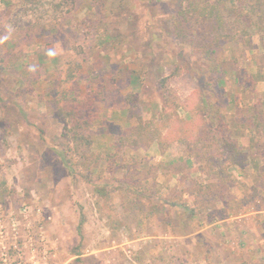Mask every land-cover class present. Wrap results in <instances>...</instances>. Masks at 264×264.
<instances>
[{
    "label": "rangeland",
    "instance_id": "obj_1",
    "mask_svg": "<svg viewBox=\"0 0 264 264\" xmlns=\"http://www.w3.org/2000/svg\"><path fill=\"white\" fill-rule=\"evenodd\" d=\"M60 1L45 0L29 15L19 0L0 9V264H252V249L222 244L218 233L212 246L204 232L184 236L226 217L227 210L215 209V192L222 201L242 190L247 203L264 207V126L250 127L264 115V80L257 75L264 76V31L248 29L257 47L243 54L235 40L228 42L227 57L236 63H219L241 76L240 85L223 72L227 89L218 92L229 100L223 116L241 148L237 165L222 157L224 138L202 148L197 112L212 81L201 79L214 63L174 39L167 11L177 2L81 0L79 8L65 3L57 11ZM255 11L264 18L262 6ZM26 20L66 31L56 44L45 35L28 44L19 27ZM8 56L13 66L3 69ZM181 59L190 69L177 68ZM187 110L196 113L189 136L182 131ZM179 174L185 180L175 188ZM173 234L182 238L167 237ZM256 254L254 264H264V245Z\"/></svg>",
    "mask_w": 264,
    "mask_h": 264
},
{
    "label": "trees",
    "instance_id": "obj_2",
    "mask_svg": "<svg viewBox=\"0 0 264 264\" xmlns=\"http://www.w3.org/2000/svg\"><path fill=\"white\" fill-rule=\"evenodd\" d=\"M22 1L25 5L23 8V11L25 12V15H29L30 13H38L40 11V8L45 6L46 2L45 0H19ZM171 2L178 3V6L176 8H173L172 10H168L167 14L172 16V35L174 34V39L179 42V44L183 46H189L192 50V54L195 55V57H202L206 58V60L213 61L214 63V70L209 73L207 78H204L205 76H202L201 80H210L212 81V87L209 89L210 95L202 93L201 94V108L200 114L197 112V116H201L203 118V127L201 130V138H203L202 148L205 150L212 149V143L219 142L221 143L224 138V145L226 146L223 148V151L227 152V156H222L225 158L232 157V161H234L235 164L239 165V160L237 159L238 152L241 150L239 147V143L237 140H234L233 135L230 134V130L228 129V126L225 124L224 119V106L228 107L229 100L227 98V101L225 102L226 98H220L218 92L220 91L222 94H224L223 89H227L224 85L226 84L227 78H225L224 74H230L233 77V80L237 84H242L240 82L241 76H235L234 78V71L235 69H232L231 71L225 68H220V62L225 60L226 58H230L232 61L235 62V59H232L231 57H227L228 53L227 50L224 49V46L228 44V42H231L235 40L237 48L243 50L246 49H252L256 48L257 46L252 44L251 35L249 34V28L255 27L257 30H263L264 31V18L261 15L260 12L255 11L258 10L261 6L264 8V0H255L256 3L252 4L251 0H170ZM83 1L81 0H65V2L62 3V1L56 3L53 5V7L59 11L61 7L64 6L65 3L69 5L68 7L74 6V8H79L81 6ZM97 3V1H96ZM14 4V0H0V9L8 8L12 9ZM231 4V5H230ZM252 5V6H250ZM251 7V8H250ZM229 9V10H228ZM248 9L247 13L246 10ZM106 10V9H105ZM227 10V13H226ZM251 10L254 12V16L252 15ZM245 12V13H244ZM260 13V14H259ZM63 14L60 16L62 17ZM56 19L58 16H55ZM64 17V16H63ZM232 17L235 20H232ZM252 18V19H251ZM256 18V19H255ZM26 18H20L19 21H25ZM42 22L32 23V22H26L19 26L21 28V31L24 33V39L29 38V43L32 42L37 43V39L41 38L45 35L46 39L51 44H56L61 40V36H63V32L66 31V29L62 26L57 24H53L52 22H45L44 24H41ZM215 30H221L217 33V35H214L212 32ZM237 31H240L241 36ZM22 32L20 34L22 35ZM245 35V36H244ZM236 37V38H235ZM23 40V39H22ZM260 48L264 52V33L261 35L260 39ZM150 45V43H149ZM242 45V46H240ZM10 47V45H9ZM7 47V48H9ZM178 57V61H179ZM21 65H24L25 59L19 58ZM181 62H179L181 65H178L179 67H185L186 69H190L189 60L181 59ZM187 61V62H186ZM13 66V63H11V58L8 56L6 59L2 58L1 67L4 69L6 65ZM15 63V62H14ZM18 63V62H17ZM16 63V64H17ZM15 64V65H16ZM14 65V66H15ZM29 65V64H25ZM80 67H82V64H79ZM238 68V67H236ZM178 70V69H177ZM241 75V70L238 69ZM243 72V77H246V70ZM230 75H228L230 77ZM260 79L264 80L263 74H257ZM137 77L131 73V81L133 83H136ZM165 80V79H163ZM235 83V84H236ZM163 87H166V84L162 81ZM201 84V82L199 83ZM207 86L200 89V91H203V89H206ZM212 97H218L219 101L217 99H213ZM169 99H167V102ZM215 101V102H213ZM226 103V104H225ZM173 106H170L172 108ZM158 108V106H157ZM178 108H180L178 106ZM177 108V110H178ZM213 111H208V110ZM254 109H257V106H254ZM239 109L236 108V112H238ZM187 120H183L182 122L185 125V127H182L183 133H187L189 136L190 133L187 131H192L194 127L192 126V122L194 120V117H196V113L192 111L187 110ZM215 116H211V118L208 119V116L212 114ZM226 112V111H225ZM175 115L178 116V113L175 112ZM258 125L257 127L250 126L251 130L264 126V115L258 114ZM200 118V117H199ZM201 120V119H200ZM249 121V120H248ZM237 122V120H236ZM246 122V121H244ZM252 123V122H250ZM254 124V123H252ZM251 124V125H252ZM246 125V124H245ZM240 129V128H237ZM214 135L212 137V140L206 144L204 142L205 138L209 134ZM226 133L228 135H226ZM220 135V136H219ZM264 149V147H263ZM204 156V154H203ZM221 157V158H222ZM216 162V161H214ZM225 166L219 165V169L222 171V168ZM221 173V174H222ZM264 173V170H263ZM220 194V196H218ZM221 191L218 193H213V200L221 201L222 195ZM210 195V194H209ZM207 201V200H206ZM217 202V201H216ZM195 210L193 209L191 213L194 214ZM211 219L215 220V217H212ZM204 221V220H203Z\"/></svg>",
    "mask_w": 264,
    "mask_h": 264
},
{
    "label": "crops",
    "instance_id": "obj_3",
    "mask_svg": "<svg viewBox=\"0 0 264 264\" xmlns=\"http://www.w3.org/2000/svg\"><path fill=\"white\" fill-rule=\"evenodd\" d=\"M181 177H182L181 174L174 175L173 182H175V186H174L175 188H176V183H178L179 181L182 182L183 180H185V178L181 179ZM241 178H242L241 174H238V179H241ZM169 183H171V181ZM178 188H179V185H177V189ZM165 189L166 188H164L162 192L164 193L163 198H167L165 194L166 193ZM178 190H180V188ZM234 190L235 189H233V192L231 194L232 196H234L232 200L226 199V200H222L220 203L219 201H217L218 203H216L215 205V209L227 210L228 213L226 214L225 218L215 219V220L211 219L208 222V224L205 223L206 225L204 227H201L200 229H196L194 231L189 230V232L187 233V235L184 236V238L188 240V239H191V237H194L195 235H200L201 232H204L206 234V237L207 238L210 237V239L212 240L209 242L208 240H206L208 243V246L210 245L212 246L215 244V242H218V241L216 239H213L211 235H213V233H218V235L222 238L221 239L222 244L231 243L232 245H237V246L243 245L246 247V249L248 248L250 250L252 249L253 253L251 252V254L248 255L249 257L248 259H249V262H252V264H254L256 263L257 257H258L256 253H258L260 248L264 245V240L261 242L259 241V237H258L260 233L262 232L261 226L264 227V225L260 223V220L264 216V207H262L261 205L260 206L257 205V204H263V203L257 202L256 204V202L253 203V201L251 202L249 201L247 203L246 195L242 192V190H238L237 192H234ZM186 197L187 196H185L184 199ZM189 199L191 200V196H189ZM173 204H175L173 205L175 209H180L177 206L181 207L182 205L181 203H173ZM210 207L214 210V206H210ZM250 217H255L259 220L258 223H255V225H253L252 227L249 225H246L245 223V221L249 220ZM148 236L151 237L152 235H148ZM167 237L174 238V239L182 238L181 235L174 236V234L167 235ZM237 246H234L235 249L240 248ZM239 259L243 260L245 258H239ZM243 261L245 262L246 260H243ZM230 262L231 260L230 261L227 260V263H230Z\"/></svg>",
    "mask_w": 264,
    "mask_h": 264
}]
</instances>
